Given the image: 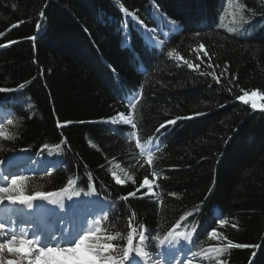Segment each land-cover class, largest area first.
<instances>
[{"label":"trees","instance_id":"1","mask_svg":"<svg viewBox=\"0 0 264 264\" xmlns=\"http://www.w3.org/2000/svg\"><path fill=\"white\" fill-rule=\"evenodd\" d=\"M127 17L140 31L128 27L130 48ZM168 22L181 30L164 39ZM0 45V108L13 121L0 165L23 153L58 162L25 176L28 193L68 181L92 192L107 208L97 244L115 245L117 261L131 221L134 251L155 252L172 231L192 235L197 264H264V111L239 101L256 92L264 104V0H0Z\"/></svg>","mask_w":264,"mask_h":264},{"label":"snow or ice","instance_id":"2","mask_svg":"<svg viewBox=\"0 0 264 264\" xmlns=\"http://www.w3.org/2000/svg\"><path fill=\"white\" fill-rule=\"evenodd\" d=\"M43 15V13H41ZM17 25H12V27H16ZM39 27V25H37ZM232 29H229L231 31ZM31 39H35V37H31ZM0 47H4V45H0ZM207 55V53H205ZM169 56H172L173 53L169 52ZM184 63L189 67L192 68L193 65L189 63L187 60ZM215 79V77H213ZM219 83V80H217ZM21 88L24 85H20ZM10 91L7 88L0 87V93H5ZM258 93L253 92L251 96H257ZM250 98V94L248 92H244L243 96L239 97L241 101L245 104L248 103ZM256 103H252V108H256ZM124 123L132 124L131 118H125L123 116L120 117ZM8 124H12L13 121L9 119ZM115 123V119L112 120ZM168 123H175V121H169ZM135 124H132V127H135ZM165 125L161 124V128ZM159 131V129H157ZM4 133L0 132V136H3ZM149 162H151V157H149ZM4 161H0V164H3ZM7 181V186H0V206H4L5 208V216L7 218H0V238H5L0 240V252H3L5 248H7L8 253L12 254L15 253L19 255L23 260H27V264H63V262L58 261L55 259L56 256L63 255L65 253H74L76 250L84 247L89 255H91L94 259L91 261L82 260L79 257H73L75 264H124L127 261V264H141L140 260L137 257H147L149 254L148 252L144 251L143 248L133 249V235L136 232V229L132 227L131 221L129 222V227L131 231L128 233L127 238V246L123 249L122 258L117 261V259L113 257H109L104 255V253L113 251L115 249V245L113 244H103L98 245L94 242H90V238L94 235L92 228L90 227L84 234L80 235L74 241H65V243L61 244L57 242L55 244L52 243H45L41 240V233H33L30 237L28 232L25 230H20L17 232L14 228L9 227L11 222V216L9 215L7 209L9 206H25L29 212H32L34 202L36 201H48L49 203H55L56 201L53 200V197H62L65 194H68V198L71 199L72 195L74 194L72 189V181H68V185L57 190L51 192H41L35 191L32 193H28L26 191L25 181L26 177L22 175L13 174L11 176L10 181L7 179V176H0V184ZM120 183V180L116 181ZM147 186L149 190L151 189V184L149 179L146 177L143 179L140 188ZM139 191V189H137ZM75 195H79V193H75ZM128 196H136V191L128 193ZM127 199V197H125ZM7 202V204H5ZM71 207V206H70ZM37 213H40L41 216L46 215V213L41 212L40 206L36 205ZM107 211V209H105ZM101 221L97 220L96 224H100ZM223 223V221H221ZM178 226V225H177ZM100 229L97 227L95 228V232H99ZM183 235V234H181ZM215 235V232L212 233ZM187 236H184V239H187ZM108 240L116 239V236H108ZM146 240L144 234L139 235V241L143 244ZM165 240L169 242L170 245L174 244L173 232L169 231L167 236L164 239L160 240V244H164ZM231 247H247L246 245L240 244H233L229 242ZM176 251H179L177 249ZM0 264H5V261L0 259ZM6 264H21V260H8ZM157 264H160L157 261ZM169 264H191V261L188 260L187 255L183 259H177L175 253H172L171 260Z\"/></svg>","mask_w":264,"mask_h":264},{"label":"rangeland","instance_id":"3","mask_svg":"<svg viewBox=\"0 0 264 264\" xmlns=\"http://www.w3.org/2000/svg\"><path fill=\"white\" fill-rule=\"evenodd\" d=\"M171 25L173 26V27H176V23H173V22H171ZM46 26L45 25H43V26H41V28H39L38 29V32L39 33H41L43 30H44V28H45ZM162 36L164 37V38H168L169 37V33H168V31H162ZM148 37H150V36H148ZM157 47H160V43L159 42H155L154 43ZM258 95L257 96H251V94H250V98H249V101H248V103H256V105H257V107L255 108V109H257L258 111H264V104H260V103H258ZM239 101L240 102H243V101H241L240 99H239ZM129 102H131V100H129ZM7 120V117H6V114L4 113V115L3 116H1L0 115V128H1V126H2V124H3V122H5ZM1 132V131H0ZM143 155H145V153L143 152ZM31 161V162H30ZM15 164H18V165H22V166H25L26 164H30L31 166H32V168L33 169H35L38 173H43V172H51L53 169H55L56 168V162H54L53 160H51V159H47V160H45L44 158H41V157H38V158H36L35 160H31V159H29L28 157H26V156H24V157H20V158H18L12 165H10V166H7V167H0V172L2 171V170H4L5 172H6V176L7 177H10V179H11V176L13 175V174H16L17 175V173L16 172H18L19 170H17L14 166H15ZM114 178H115V181H117V180H120V183H117L118 185H123L124 184V182H125V180H129L130 179V177L129 176H126V178L124 179H121V176L119 175H114ZM0 186H7V182H3L2 184H0ZM147 187V186H146ZM148 188V187H147ZM149 189V188H148ZM150 191L151 192H153V185L151 184V189H150ZM75 193H79V195L77 196V195H75ZM67 195L68 194H65V196L67 197ZM72 198H73V200L75 201V202H78V203H80L81 204V208L82 209H86V210H89V209H95V207H98V209L100 210L99 211V213L101 214L103 211H105L104 210V208H100L98 205H97V203H96V201H95V198L93 197V196H87V195H85V196H82L81 195V193L80 192H74V194L72 195ZM43 202H45V203H49V202H47V201H42V203ZM66 203V202H65ZM64 203V205H66ZM44 205H46V204H44ZM54 205H56V202L54 203ZM62 206V205H61ZM14 210H15V208H14ZM13 210V211H14ZM24 210V209H23ZM99 214V215H100ZM22 215V214H21ZM98 215V216H99ZM98 216L96 217V218H94L93 219V222H91L90 224H89V226L84 230V231H82V233L81 234H79V236L80 235H82V234H84V232L85 231H87L90 227L92 228V230H93V233H94V235L90 238V242H94V243H97V241H98V236H99V232H95V228H99V226L96 224V221L98 220ZM13 218V217H12ZM12 221V223H15L16 221L14 220V219H11ZM11 224V223H10ZM23 225V228L22 229H20V230H25V231H27L28 232V234H29V236L31 237L32 236V234H31V232H33V229L31 230V228H34V226H33V223H32V221H28V222H26V223H23L22 224ZM38 227V226H37ZM37 227L36 228H34V231L35 230H37ZM68 227H69V225H68ZM11 228H13V227H11ZM14 228H16V227H14ZM20 230H18V232L20 231ZM42 235H41V237L42 236H44L43 235V233H46L45 234V238H44V241H46L47 240V233L48 232H40ZM79 236H75L74 237V239H76V238H78ZM40 237V238H41ZM173 238H174V244L173 245H170L169 244V242L167 241V240H165V243L162 245V244H160L159 242H156L155 243V247H156V253H155V255H158V256H161L163 259V261H164V259H166L169 255L171 256L172 255V253H175V255H176V257H177V259H183L184 257H185V255H187V258H188V260L189 261H191V264H197V262H196V259L193 257V255L191 254V252H190V246H189V242H190V238L188 237L187 239H184V235H177V234H174L173 233ZM181 239V240H180ZM177 249H179V251H176ZM79 251H82L83 252V260H87V261H91V260H93L94 258L91 256V255H89L88 254V252L86 251V249L84 248V247H82V248H80V249H78ZM4 253H5V255H6V257L10 260V259H14V256L12 255V254H8V252L6 251V250H4ZM74 254V253H73ZM104 255H106V256H108V253H104ZM171 259V258H170ZM8 261V260H7ZM6 261V262H7ZM6 264V263H5ZM124 264H127V261L124 263Z\"/></svg>","mask_w":264,"mask_h":264},{"label":"bare ground","instance_id":"4","mask_svg":"<svg viewBox=\"0 0 264 264\" xmlns=\"http://www.w3.org/2000/svg\"><path fill=\"white\" fill-rule=\"evenodd\" d=\"M150 16L159 19V18L165 16V14L160 12V10H156V12L152 11L150 13ZM140 155L143 156V151L140 152ZM27 172H28V170H24L23 172H17V173L26 174ZM114 175H113V179H114ZM4 176H6V173ZM7 179L10 181V177H7ZM5 182H7V181H5ZM114 182L116 183L115 179H114ZM52 199L56 201V205H54V203H45V202L42 203V201L34 202V206H33V210H32L33 214H31L32 216H34L33 219H29L32 217H30L28 215L23 216L24 210L26 209L24 207L17 209L15 212L8 211V213L10 216H13L14 218H17V216H18L19 221H21L23 223H26L28 221H32L34 228H36L38 226L37 230H35V231H34V228H31V230L33 229V232H31V234L40 233L43 231L48 232L46 241H44V236L46 233H43L44 236L41 237V240L45 243L55 244L57 242H60L61 244H63V243H65L66 240L67 241H74L75 240L74 237L79 236V234H81L79 231H81L83 228L81 230L75 231L72 228V225L70 227V221L71 220L68 217V210H67L68 208H70V204H68V202L66 201L65 195L62 197H53ZM64 203L66 205H64ZM44 204H46V205H44ZM36 205L41 206L42 207L41 212L46 213V215L38 216V213L36 211ZM77 207H78V205H76V208ZM0 217H2V216H0ZM59 219H61L60 223H59ZM21 222H19L17 224V226H16V222H15L13 225H11V227L14 228V226H16V228H14V229L18 232V230L23 228V225ZM68 225H69V227H68ZM9 227H10V225H9ZM6 238L7 237L0 238V240L6 239ZM4 250L7 251V248H5ZM4 250H3V252H0V259L5 261V263H6V261L9 259L6 257ZM12 255L14 256V259L12 258L10 260H13V261L21 260V264H27V260H23L19 255L15 254V253H12ZM73 257H79L83 260V257H84L83 252L76 250L74 252V254L73 253H65L63 255L56 256L55 259L63 262V264H75ZM170 258H171V256L169 255L166 259H164L165 264H169V261L171 260Z\"/></svg>","mask_w":264,"mask_h":264}]
</instances>
